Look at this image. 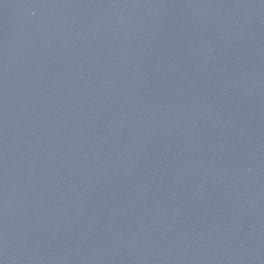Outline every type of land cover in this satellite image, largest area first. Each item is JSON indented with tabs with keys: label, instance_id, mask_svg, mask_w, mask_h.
<instances>
[{
	"label": "water",
	"instance_id": "95a60500",
	"mask_svg": "<svg viewBox=\"0 0 264 264\" xmlns=\"http://www.w3.org/2000/svg\"><path fill=\"white\" fill-rule=\"evenodd\" d=\"M0 264H264V0H0Z\"/></svg>",
	"mask_w": 264,
	"mask_h": 264
}]
</instances>
